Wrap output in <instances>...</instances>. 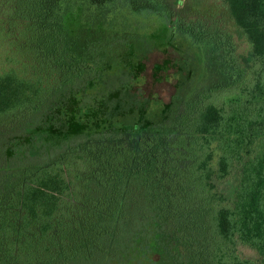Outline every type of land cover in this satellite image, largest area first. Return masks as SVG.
Listing matches in <instances>:
<instances>
[{"label": "trees", "instance_id": "obj_1", "mask_svg": "<svg viewBox=\"0 0 264 264\" xmlns=\"http://www.w3.org/2000/svg\"><path fill=\"white\" fill-rule=\"evenodd\" d=\"M180 4L0 0V264H264V0Z\"/></svg>", "mask_w": 264, "mask_h": 264}, {"label": "rangeland", "instance_id": "obj_2", "mask_svg": "<svg viewBox=\"0 0 264 264\" xmlns=\"http://www.w3.org/2000/svg\"><path fill=\"white\" fill-rule=\"evenodd\" d=\"M222 0H181V4L178 6L183 13L189 12L191 14H204V13H218L219 16H224L228 13L227 9L222 6ZM228 15V14H227ZM176 54L171 52L170 55H163L159 53H153L150 55L147 60V70L144 73L145 78L142 77L131 79V80H146L147 82L144 86L141 87L140 92H143L141 99L155 98V100H160L161 102H170L175 92V84L177 83V79L166 78L167 81L159 80L155 78L153 75L152 67L154 64L159 63L163 59L167 58H176ZM108 75V74H107ZM118 75V74H117ZM117 75L113 74V70L109 72V77H115ZM108 80V78L106 79ZM148 97V98H147ZM157 102L153 104L155 106ZM127 105L122 103L121 112H125L127 109ZM229 193L233 191V185H225L224 186ZM248 255H255L254 252H247Z\"/></svg>", "mask_w": 264, "mask_h": 264}]
</instances>
